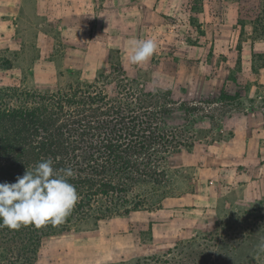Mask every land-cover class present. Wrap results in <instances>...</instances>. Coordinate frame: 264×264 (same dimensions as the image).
<instances>
[{
	"label": "rangeland",
	"instance_id": "374dc122",
	"mask_svg": "<svg viewBox=\"0 0 264 264\" xmlns=\"http://www.w3.org/2000/svg\"><path fill=\"white\" fill-rule=\"evenodd\" d=\"M25 5L17 18L0 16V63H12L0 70V86L54 91L90 83L121 62L150 91L204 102L202 141L172 160L166 200L158 195L157 208L51 238L37 264L132 263L186 244L204 253L207 264H264L257 253L264 239L262 145L248 154L249 117L264 109V0ZM145 38L157 42L156 53L133 65L129 42Z\"/></svg>",
	"mask_w": 264,
	"mask_h": 264
},
{
	"label": "trees",
	"instance_id": "16d2710c",
	"mask_svg": "<svg viewBox=\"0 0 264 264\" xmlns=\"http://www.w3.org/2000/svg\"><path fill=\"white\" fill-rule=\"evenodd\" d=\"M11 68L0 63V70ZM203 106L177 100L171 90H148L121 62L90 83L54 91L0 86V183H15L51 158L57 169L73 168L69 182L79 195L59 225L0 227V264H37L51 238L157 208L170 195L174 157L202 141ZM194 249L186 244L123 264H207Z\"/></svg>",
	"mask_w": 264,
	"mask_h": 264
},
{
	"label": "clouds",
	"instance_id": "9594fccd",
	"mask_svg": "<svg viewBox=\"0 0 264 264\" xmlns=\"http://www.w3.org/2000/svg\"><path fill=\"white\" fill-rule=\"evenodd\" d=\"M157 48L152 38L132 40L126 55L131 64L142 65L155 55ZM75 174L70 166L55 168L48 158L17 177L15 183H0V227L18 230L30 223H63L79 200L75 186L69 182ZM257 253L264 254V239Z\"/></svg>",
	"mask_w": 264,
	"mask_h": 264
},
{
	"label": "crops",
	"instance_id": "0c3cea01",
	"mask_svg": "<svg viewBox=\"0 0 264 264\" xmlns=\"http://www.w3.org/2000/svg\"><path fill=\"white\" fill-rule=\"evenodd\" d=\"M40 2V0H37ZM26 0H0V16L5 15V13H9L12 17H19L21 16V12H24L26 10ZM247 63L251 62V56L248 57ZM249 62V64H250ZM261 72H264V66L263 69H261ZM249 121H251V129H253V135L249 138L248 142V154L252 153V146L258 145L261 146L257 152H262L264 154V109L263 110H257L254 113H252V116L249 117ZM244 153V152H243ZM244 155V154H243Z\"/></svg>",
	"mask_w": 264,
	"mask_h": 264
}]
</instances>
